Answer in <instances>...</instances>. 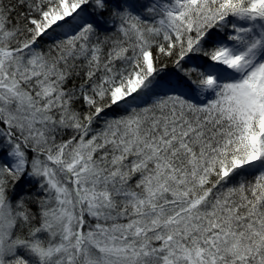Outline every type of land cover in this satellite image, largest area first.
<instances>
[{
	"label": "snow or ice",
	"instance_id": "obj_1",
	"mask_svg": "<svg viewBox=\"0 0 264 264\" xmlns=\"http://www.w3.org/2000/svg\"><path fill=\"white\" fill-rule=\"evenodd\" d=\"M0 264H264V0H0Z\"/></svg>",
	"mask_w": 264,
	"mask_h": 264
}]
</instances>
